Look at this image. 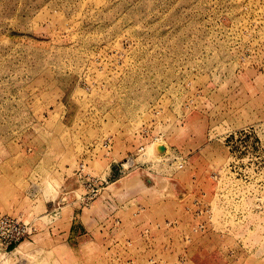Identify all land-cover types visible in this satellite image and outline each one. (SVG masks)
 <instances>
[{
    "label": "rangeland",
    "instance_id": "rangeland-1",
    "mask_svg": "<svg viewBox=\"0 0 264 264\" xmlns=\"http://www.w3.org/2000/svg\"><path fill=\"white\" fill-rule=\"evenodd\" d=\"M2 214L0 264H264V0H0Z\"/></svg>",
    "mask_w": 264,
    "mask_h": 264
},
{
    "label": "built area",
    "instance_id": "built-area-1",
    "mask_svg": "<svg viewBox=\"0 0 264 264\" xmlns=\"http://www.w3.org/2000/svg\"><path fill=\"white\" fill-rule=\"evenodd\" d=\"M86 163L80 162L78 171L83 179L85 193L82 195L81 201L88 206L96 199L105 188L106 179L85 171ZM35 231V227L17 216L10 214L0 215V250L7 252L11 248L16 247L23 241L30 239Z\"/></svg>",
    "mask_w": 264,
    "mask_h": 264
},
{
    "label": "crops",
    "instance_id": "crops-1",
    "mask_svg": "<svg viewBox=\"0 0 264 264\" xmlns=\"http://www.w3.org/2000/svg\"><path fill=\"white\" fill-rule=\"evenodd\" d=\"M78 172L76 174L79 181ZM120 194L122 193L116 195L115 193L103 191V193L94 199L88 206L83 205L80 200L79 206L75 207L72 212L71 223L67 231V238L72 234L75 239H78L84 232H90L98 226H106L121 208L123 198ZM144 198L146 200L151 199V197L148 196H145Z\"/></svg>",
    "mask_w": 264,
    "mask_h": 264
},
{
    "label": "water",
    "instance_id": "water-1",
    "mask_svg": "<svg viewBox=\"0 0 264 264\" xmlns=\"http://www.w3.org/2000/svg\"><path fill=\"white\" fill-rule=\"evenodd\" d=\"M158 148L160 151H165V147L163 145H160Z\"/></svg>",
    "mask_w": 264,
    "mask_h": 264
}]
</instances>
